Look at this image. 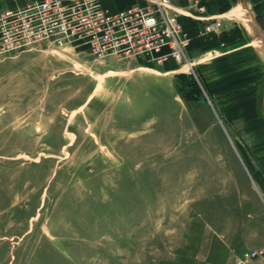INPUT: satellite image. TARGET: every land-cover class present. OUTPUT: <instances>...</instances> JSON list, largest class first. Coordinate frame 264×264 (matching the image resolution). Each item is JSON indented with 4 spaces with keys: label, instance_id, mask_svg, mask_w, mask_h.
I'll use <instances>...</instances> for the list:
<instances>
[{
    "label": "rangeland",
    "instance_id": "obj_1",
    "mask_svg": "<svg viewBox=\"0 0 264 264\" xmlns=\"http://www.w3.org/2000/svg\"><path fill=\"white\" fill-rule=\"evenodd\" d=\"M30 1L0 0V14ZM221 58L155 65L0 44V264H235L264 247V196L242 155L264 160V121L219 110L234 76Z\"/></svg>",
    "mask_w": 264,
    "mask_h": 264
},
{
    "label": "built area",
    "instance_id": "obj_2",
    "mask_svg": "<svg viewBox=\"0 0 264 264\" xmlns=\"http://www.w3.org/2000/svg\"><path fill=\"white\" fill-rule=\"evenodd\" d=\"M188 6L197 14L205 10L203 0H188ZM179 15L171 0H147L117 11H108L100 0H33L0 14V44L8 53L37 45L81 47L100 61L136 59L161 65L171 59L190 65L185 51L189 38ZM204 28L217 33L221 22L211 20ZM235 264H264V249L245 250Z\"/></svg>",
    "mask_w": 264,
    "mask_h": 264
},
{
    "label": "crops",
    "instance_id": "obj_3",
    "mask_svg": "<svg viewBox=\"0 0 264 264\" xmlns=\"http://www.w3.org/2000/svg\"><path fill=\"white\" fill-rule=\"evenodd\" d=\"M203 2L205 10L197 14L189 9L188 0H171V6L180 13V24L189 38L186 55L191 56L197 64L201 63L202 60H209L212 65L221 61V57H226V61L230 62L234 68L232 70L234 76L232 80L226 78L222 88L217 90L218 93L216 95L225 98L218 103L219 110L221 111L225 107L228 113L231 110L233 111L232 116L243 114L245 120L253 121L255 118H259L264 121V116H259L255 111L257 105L262 102L264 104V100L259 94L264 76L257 61V53L251 45L252 40H247L244 27L242 29L234 21L228 20L235 19L229 16L232 9H227L226 0H203ZM241 2H244L248 9L252 11L264 34V0H238L236 5L241 4ZM189 14L198 18L192 19L188 17ZM224 15H226V18ZM211 20H219L221 22V28L217 33L205 32L204 27ZM245 107L254 108V118L251 116L253 113H251L250 109L247 110ZM246 115L249 117H246ZM261 154L264 153L262 152ZM242 155L253 176V180L257 183L264 196V160L255 162L251 154L244 149ZM254 246L264 249L262 245L255 244Z\"/></svg>",
    "mask_w": 264,
    "mask_h": 264
},
{
    "label": "bare ground",
    "instance_id": "obj_4",
    "mask_svg": "<svg viewBox=\"0 0 264 264\" xmlns=\"http://www.w3.org/2000/svg\"><path fill=\"white\" fill-rule=\"evenodd\" d=\"M229 16L232 17V18H235V19H238L240 22H242L244 28L246 29V31L249 33V34H253V22L252 20L249 18L248 14L244 11V9L242 8L241 4H238L236 6H234L232 8V10L230 11L229 13ZM255 42L257 41V39L255 38L254 39ZM258 45H260L258 43ZM264 51V49H263Z\"/></svg>",
    "mask_w": 264,
    "mask_h": 264
},
{
    "label": "water",
    "instance_id": "obj_5",
    "mask_svg": "<svg viewBox=\"0 0 264 264\" xmlns=\"http://www.w3.org/2000/svg\"><path fill=\"white\" fill-rule=\"evenodd\" d=\"M241 6L244 9V11L248 14L249 18L252 20L253 24H254V29L256 30V33L258 35V39L260 40V43L264 49V34L262 32V30L258 27V25L256 24V19L255 17L249 12L248 7L246 6V4L244 2H241Z\"/></svg>",
    "mask_w": 264,
    "mask_h": 264
}]
</instances>
